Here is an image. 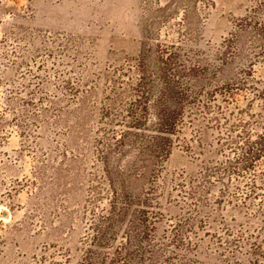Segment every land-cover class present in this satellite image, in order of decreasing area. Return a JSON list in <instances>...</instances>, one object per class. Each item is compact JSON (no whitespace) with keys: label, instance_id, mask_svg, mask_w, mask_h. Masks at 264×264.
I'll return each mask as SVG.
<instances>
[{"label":"rangeland","instance_id":"obj_1","mask_svg":"<svg viewBox=\"0 0 264 264\" xmlns=\"http://www.w3.org/2000/svg\"><path fill=\"white\" fill-rule=\"evenodd\" d=\"M160 68L185 104L168 157L140 160L121 136L149 135ZM263 126L264 0H0V264H85L106 166L153 227L144 264H264L263 167L222 168Z\"/></svg>","mask_w":264,"mask_h":264},{"label":"trees","instance_id":"obj_2","mask_svg":"<svg viewBox=\"0 0 264 264\" xmlns=\"http://www.w3.org/2000/svg\"><path fill=\"white\" fill-rule=\"evenodd\" d=\"M140 74L136 99L137 109L147 111V113L152 112V129L149 131V135L125 134L121 137L125 140L128 136L134 139L143 136V144L141 143L142 145L137 147L136 152L139 156L136 157L140 160H144L142 159L144 157L160 160L164 155L169 154L166 143L170 142V136L178 127V118L181 115L179 112H182L185 101L182 98L173 100L169 97L179 89L178 85L172 83L171 69L160 68L156 73H153L160 83L157 87L154 85L155 81L146 77L145 72ZM154 90L157 95L150 99ZM141 99L144 100V107H140ZM239 127L242 125L235 128ZM244 130L242 129L240 134L233 136L228 142L234 153L222 165V168L228 175L231 174L229 177L240 176L247 171H255L257 167H263L264 170V126L262 131L255 133ZM105 174L112 190V199L109 202L107 215L102 222L94 226L95 236L84 253L85 264H144L147 256L151 257V262H153L152 260L160 257V254L156 246L151 243L153 227L148 222L147 213L142 210L135 211L133 215H130L135 205L126 195L124 181L120 184L117 183L118 179L123 176L118 177L121 173H112L108 166H106ZM256 179H253L248 185L250 193L257 196L261 193V189ZM190 194L195 197L198 192ZM262 198L264 199V194H262ZM128 217L132 218L129 221V227L123 233L124 241L113 248L111 244L120 233L119 227L123 226V222Z\"/></svg>","mask_w":264,"mask_h":264}]
</instances>
